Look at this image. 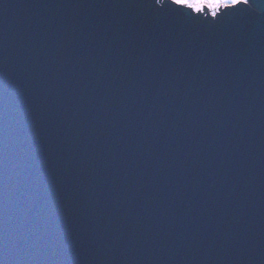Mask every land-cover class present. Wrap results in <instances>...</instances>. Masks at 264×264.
<instances>
[{
    "label": "water",
    "instance_id": "95a60500",
    "mask_svg": "<svg viewBox=\"0 0 264 264\" xmlns=\"http://www.w3.org/2000/svg\"><path fill=\"white\" fill-rule=\"evenodd\" d=\"M0 264H264V0H0Z\"/></svg>",
    "mask_w": 264,
    "mask_h": 264
},
{
    "label": "snow or ice",
    "instance_id": "6c2138e0",
    "mask_svg": "<svg viewBox=\"0 0 264 264\" xmlns=\"http://www.w3.org/2000/svg\"><path fill=\"white\" fill-rule=\"evenodd\" d=\"M157 5L162 6V0H155ZM173 10L177 12H190L196 18L211 17L213 20L220 16L235 11L244 6L247 8L249 0H167Z\"/></svg>",
    "mask_w": 264,
    "mask_h": 264
}]
</instances>
